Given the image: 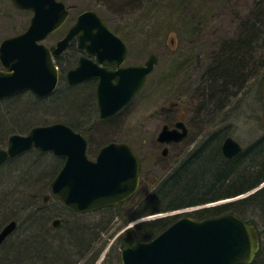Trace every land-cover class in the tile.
Wrapping results in <instances>:
<instances>
[{
    "label": "rangeland",
    "instance_id": "374dc122",
    "mask_svg": "<svg viewBox=\"0 0 264 264\" xmlns=\"http://www.w3.org/2000/svg\"><path fill=\"white\" fill-rule=\"evenodd\" d=\"M61 1L70 9L71 16L62 29L44 42L46 45L55 46L80 13L94 10L128 45L126 65L145 63L150 55L156 54V68L140 95L122 112L106 120L99 118L95 96L97 85L91 81V113L72 120V113L76 111L73 97L81 91L68 88L72 85L65 80V74L79 57L75 56L67 62L65 59L70 58L69 53L57 60L60 69V62L66 67L62 69L63 80L57 91L45 98L50 102L58 94L65 93L57 104L68 113L56 114L57 110L51 106L49 108V105L47 110L36 109L33 101L42 99L36 98L30 91L2 100L0 119L3 112L7 114L9 111L27 110L31 115L28 120L10 126L8 130L3 129L0 147L14 133L26 134L35 126L55 122H70L84 129L90 141L89 154L93 158L99 149L112 141L130 144L140 158L141 184L138 193L121 204L119 211L127 217L139 211L143 199L184 163L198 149V145L207 142L218 132L224 131L227 137L234 138L244 151L250 150L264 135V38L259 35V42L256 37V42L253 41L251 29L255 19L253 14L262 0ZM261 3L264 7V0ZM32 16L30 11L17 9L11 0H0V43L9 36L24 32ZM244 41H248L245 59L236 55L235 50ZM73 45L75 48L76 43ZM228 59L243 61V65L234 71L236 78L226 81L224 75L217 74V69L221 63L223 68H234V65L226 66L224 61ZM212 75L216 78L213 79ZM215 81L216 88L212 85ZM86 83L74 86H85ZM38 110L40 112H36ZM181 119L189 128V136L183 142L168 145V154L163 156L162 151L166 146L159 144L158 135L164 125L173 127ZM62 165L63 159L52 152L32 150L0 167V227L11 220L19 223L17 232L8 243L25 238L27 229H30L28 216H37L38 209L52 214V220L65 213L63 204L51 191V184ZM263 188L264 182L250 192L233 198L178 211L157 212L139 220L153 221L177 212L187 213L219 206ZM239 214L242 219L258 227L261 249L264 250V215L251 208ZM7 245L0 249V264H5L3 258Z\"/></svg>",
    "mask_w": 264,
    "mask_h": 264
},
{
    "label": "water",
    "instance_id": "95a60500",
    "mask_svg": "<svg viewBox=\"0 0 264 264\" xmlns=\"http://www.w3.org/2000/svg\"><path fill=\"white\" fill-rule=\"evenodd\" d=\"M33 17L27 30L8 37L0 44V100L30 90L42 98L56 91L61 72L54 57L64 52L73 39L89 56H82L66 79L78 84L98 78L97 107L101 120L127 108L143 91L149 75L158 63L156 54L145 63L125 65L129 49L106 21L93 10L82 12L66 36L52 51L43 41L61 28L69 17L59 0H11ZM115 66L116 69H109ZM188 129L179 121L174 128L164 125L157 141L170 145L188 137ZM89 142L80 132L62 123L33 127L26 135L13 134L6 149L0 148V166L9 158L37 149L65 156L60 173L51 184L52 192L73 211L90 212L125 202L134 196L141 182L138 155L128 143L110 142L95 160L88 156ZM243 151L242 145L227 137L222 146L225 158ZM163 156L168 154L166 146ZM180 213V212H178ZM177 214V213H176ZM58 221H55V224ZM17 227L12 221L0 234V245ZM261 250L256 225L226 213L196 220L184 216L149 241H136L122 251L123 264H252Z\"/></svg>",
    "mask_w": 264,
    "mask_h": 264
},
{
    "label": "trees",
    "instance_id": "16d2710c",
    "mask_svg": "<svg viewBox=\"0 0 264 264\" xmlns=\"http://www.w3.org/2000/svg\"><path fill=\"white\" fill-rule=\"evenodd\" d=\"M261 2L258 4V8L253 14L255 17L251 28L253 41H255L254 37H256L258 41L259 35L264 38V7ZM239 44L241 47H235L237 51L236 55L243 56L245 59L247 58L246 46L248 45V41ZM76 53V47L74 48V45L71 44L66 52V55L69 54L68 56H70V58L68 57V61L74 59L75 56H77ZM224 63H226V66L234 65V68H223L221 63L217 69V74L224 75L223 78L226 81L230 79L233 80V78H236L234 71L242 67L243 61L228 59L224 61ZM60 66L63 70L66 69L61 62ZM212 78L215 79L216 76L212 75ZM212 78L209 79V82L212 81ZM84 85L85 86L80 87H75L74 85L68 87H73L81 91L73 97V104L75 105L74 110L76 111L72 113V120L84 118L91 113L93 102V98L90 94V86H92L91 81H88ZM212 85L216 88V81ZM64 96L65 93L63 94V92L60 95L58 94L56 98L53 99L54 101L52 100L53 103L51 105L50 102L52 101L49 102L45 100V98H42L41 101L35 100L33 102L38 107L35 106L36 109L42 108L47 110L51 106L57 110L56 114H65L68 112L60 108V105L57 104ZM47 106L49 108H47ZM36 112L40 111L38 110ZM33 114H35V112H33ZM29 115H31V112L27 110L17 111L15 113L9 111L7 114L3 112L2 118L0 119V137L3 133V129L8 130L10 126L28 120ZM67 125L86 135L84 129H79L75 124L69 122ZM226 137V133L220 131L208 139L207 142L198 145V149L191 154L184 163L175 168L170 175L160 181L156 185L154 191L147 198L143 199L139 206V211L137 210L132 216H125V221L132 222L157 212H172L192 206L233 198L246 194L260 186L264 182V135L250 150L243 151L232 159H226L221 153V146ZM15 158L10 159L8 162ZM248 208L257 209L264 215V188L242 199L215 207L204 208L188 214L197 220L216 217L225 213H233L242 217L239 213ZM33 218V225L30 229H27L24 236L25 238L17 239L16 242L10 241L8 243L3 258L5 264H29L30 259H39L36 257L38 255L57 254V241H48L42 234V230L44 229L43 218L41 215L38 216V214L37 216H33ZM178 218L179 215H170L153 221L143 222L138 225L139 234L144 240L153 239L173 224ZM78 232H80L78 235L72 233L74 234L72 238L76 239V237H83L82 231ZM69 243H75V241L71 239ZM252 264H264V250L261 249L258 257Z\"/></svg>",
    "mask_w": 264,
    "mask_h": 264
},
{
    "label": "flooded vegetation",
    "instance_id": "af4514ba",
    "mask_svg": "<svg viewBox=\"0 0 264 264\" xmlns=\"http://www.w3.org/2000/svg\"><path fill=\"white\" fill-rule=\"evenodd\" d=\"M74 42L76 43V49H77L76 55L77 57L79 56L76 62L77 64L79 58L82 57L83 55H86V53L84 50H81L78 47V43L76 39L72 40L71 44H73ZM50 47L53 50L55 46L53 45ZM66 52L67 49L64 52H62L60 55L56 56V61L58 59H63L66 56ZM89 57L94 59L93 56H89ZM65 61L69 62L68 58H66ZM76 64L73 66V68L76 66ZM108 68L112 70L116 69L115 66H109ZM88 81H95L96 85L98 84L97 77L90 78L84 82H88ZM38 99H42V98H38ZM178 121L180 120H177L176 122ZM176 122L174 123L173 127L176 126ZM159 144L162 147H165L164 144L160 142ZM172 144H176V143H172ZM7 145H8V141L4 146H1V148H5L7 147ZM222 146H221V153L223 155ZM88 150L90 153V145ZM100 150L101 149H99L94 159L97 157ZM58 157L59 159H63V165L59 170L60 172L65 164L66 157L65 156H58ZM55 197L59 199L57 196ZM130 199L126 200L125 202L129 201ZM121 208L122 205L118 204L90 212H77L63 205V209L65 210V213L60 214L61 216H58L54 220H52V214L44 210L40 211V214H38V216L41 215L43 219L46 218V221L44 222V229L42 230V234L43 236L46 237V240L48 241L51 242L57 241L56 243L57 254L38 255L36 257H38L39 259L37 260L30 259L29 264H123L122 262L123 249L125 247L133 245L138 240L144 241V239L139 234L138 225L140 224V222H135V223H133V221L126 222L125 215H123V212L121 210L119 211V209ZM30 214H32V212ZM55 221L58 222L55 224ZM8 223L0 227V234ZM18 226L19 223L17 222L16 229L8 237H6V239L0 245V249L4 245L8 244V241L11 239V237L17 232ZM78 231H82L83 237H76V239L72 238V235L74 234L78 235V233H80ZM71 239H73L75 243H69V240Z\"/></svg>",
    "mask_w": 264,
    "mask_h": 264
},
{
    "label": "bare ground",
    "instance_id": "6f19581e",
    "mask_svg": "<svg viewBox=\"0 0 264 264\" xmlns=\"http://www.w3.org/2000/svg\"><path fill=\"white\" fill-rule=\"evenodd\" d=\"M55 92V91H54ZM53 92V93H54ZM52 93V94H53ZM228 137H230V136H228ZM227 138V137H226ZM212 203V202H211ZM181 210V209H180ZM37 214H40V209H38L37 210ZM34 218H33V215H31V216H28V224L30 225V227L33 225V222H34V220H33ZM43 221L45 222L46 221V218H44L43 219Z\"/></svg>",
    "mask_w": 264,
    "mask_h": 264
}]
</instances>
